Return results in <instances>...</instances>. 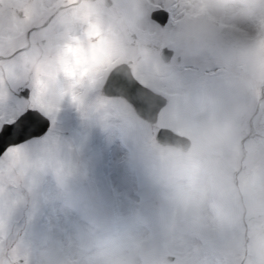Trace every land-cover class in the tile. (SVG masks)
<instances>
[{
	"label": "rangeland",
	"instance_id": "1",
	"mask_svg": "<svg viewBox=\"0 0 264 264\" xmlns=\"http://www.w3.org/2000/svg\"><path fill=\"white\" fill-rule=\"evenodd\" d=\"M110 1L66 14L80 19L91 12L78 34L91 45L102 42L108 63L98 74L91 64L66 71L75 64L60 62L57 19L47 44L32 45L63 95L54 112L40 110L50 119L46 134L18 145L32 167L0 195V246L17 250L20 264H89L95 247L135 255L136 237L152 247L138 264H169L174 254L180 264H219L229 255L222 243L231 249L236 243L228 231H243L257 210L254 195H264V178L254 184L248 178L262 143L251 117L253 106L264 104V0L235 7L232 0ZM159 8L169 13L163 26L150 18ZM11 16L0 13V20L7 24ZM164 46L174 51L168 62L160 57ZM127 61L141 83L168 99L155 124L102 94L109 70ZM23 89L14 100L31 105V89L27 98ZM241 102L247 111L237 118ZM158 127L191 138L190 149L158 145ZM217 209L239 218L218 227Z\"/></svg>",
	"mask_w": 264,
	"mask_h": 264
},
{
	"label": "snow or ice",
	"instance_id": "2",
	"mask_svg": "<svg viewBox=\"0 0 264 264\" xmlns=\"http://www.w3.org/2000/svg\"><path fill=\"white\" fill-rule=\"evenodd\" d=\"M59 7L60 0H0V13L12 14L7 24L0 20V31L7 32L6 37L0 36V128L4 132L15 129L16 137L23 133L30 120L37 118L41 108H47L49 113L54 112L63 95L56 94L52 68L41 67L36 55L28 47L29 40L37 50L47 44L49 29ZM90 48V57L84 55L83 49L73 50L79 52V56L74 66L66 67L69 74H74L81 64L94 65L97 74L106 66L108 61L102 42L92 44ZM84 72H87V68ZM25 87L31 89L32 104L28 106L13 97L14 92ZM72 100L77 105L81 103L75 94ZM5 124L11 127H4ZM251 130L262 141L258 159L249 165V182L254 184L257 179L264 178V104L259 108L253 106ZM0 145H3L2 135ZM31 167L19 146L9 143L4 148V157L0 159V195L9 187H18L27 178ZM253 199L257 202L255 215L249 219L243 231L237 228L228 231L227 235L236 243L219 264H264V195H254ZM174 255L177 256L176 260L171 259V256L166 257L169 264H180L179 254ZM20 259L17 250L7 251L0 246V264H20Z\"/></svg>",
	"mask_w": 264,
	"mask_h": 264
},
{
	"label": "water",
	"instance_id": "3",
	"mask_svg": "<svg viewBox=\"0 0 264 264\" xmlns=\"http://www.w3.org/2000/svg\"><path fill=\"white\" fill-rule=\"evenodd\" d=\"M106 4L110 5V0H106ZM154 13L156 14L153 16ZM150 17L163 26L167 21L168 12L163 9H156L150 13ZM172 54L173 51L171 49L167 47L161 48L160 57L163 61L168 62ZM28 93V88L20 91L24 98L28 97ZM103 93L107 96L124 98L133 107L137 116L149 124L157 122L160 110L167 103L165 96L140 83L132 74L127 63H121L112 68L103 85ZM49 126V118L39 111L37 118L29 121L19 137H16L15 129L11 132H4L3 128H0V135L3 136V145H0V156L9 143L18 145L27 140L41 137L47 132ZM4 127H11V125L5 124ZM155 141L160 146L173 147L181 152H187L192 143L188 136L168 127L157 128Z\"/></svg>",
	"mask_w": 264,
	"mask_h": 264
},
{
	"label": "clouds",
	"instance_id": "4",
	"mask_svg": "<svg viewBox=\"0 0 264 264\" xmlns=\"http://www.w3.org/2000/svg\"><path fill=\"white\" fill-rule=\"evenodd\" d=\"M238 2L239 0H232V6L235 7ZM71 21V15L60 18L61 24H69ZM196 43H201V46H203L202 42L199 40L196 41ZM241 87H246V85H241ZM234 111L237 118L242 117L247 111L246 103L241 102L237 104ZM232 126L231 122L225 123L223 125L222 135L226 136L230 132ZM214 218L218 227H224L234 223L239 218V214H234L230 209H217L214 213ZM133 250L135 255L126 252H109L105 249L95 247L90 254L89 264H138L137 257H139L140 260H143L151 253V242L143 238L135 237ZM141 250L143 255H141ZM231 250L230 243L224 241L220 247L221 253L230 254Z\"/></svg>",
	"mask_w": 264,
	"mask_h": 264
},
{
	"label": "flooded vegetation",
	"instance_id": "5",
	"mask_svg": "<svg viewBox=\"0 0 264 264\" xmlns=\"http://www.w3.org/2000/svg\"><path fill=\"white\" fill-rule=\"evenodd\" d=\"M95 0H60V7L56 10L55 13V19L58 20L57 26H56V41L59 45V48H61L60 51V62L64 63H74L79 56V52H75L73 50L75 49H83L84 55L86 57H90L92 54V50L90 48V45L88 42L82 41L80 38V35L78 34L81 30V26H86V24L89 22L90 19V13L86 12L83 15H81V18L72 17V21L69 24H61L60 18L66 16L68 12L72 11H79L80 9H85L89 4L94 3ZM104 3H106V0H104ZM77 18V19H76ZM53 20V21H54ZM52 21V22H53ZM80 22V24L78 23ZM91 40V39H90ZM28 47L31 50L32 49V42L31 40L28 41ZM67 50H71V55L68 54ZM97 55H100V53H97ZM105 55V53H104ZM107 55H105L106 57ZM59 57V56H58ZM118 64V63H117ZM85 64H81L80 67H84ZM79 67V68H80Z\"/></svg>",
	"mask_w": 264,
	"mask_h": 264
}]
</instances>
